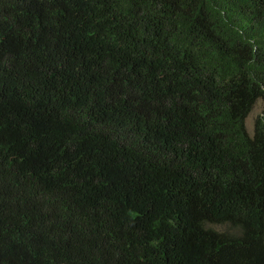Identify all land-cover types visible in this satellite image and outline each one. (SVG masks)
Returning <instances> with one entry per match:
<instances>
[{
    "label": "trees",
    "instance_id": "trees-1",
    "mask_svg": "<svg viewBox=\"0 0 264 264\" xmlns=\"http://www.w3.org/2000/svg\"><path fill=\"white\" fill-rule=\"evenodd\" d=\"M264 0H0V264H264Z\"/></svg>",
    "mask_w": 264,
    "mask_h": 264
},
{
    "label": "rangeland",
    "instance_id": "rangeland-1",
    "mask_svg": "<svg viewBox=\"0 0 264 264\" xmlns=\"http://www.w3.org/2000/svg\"><path fill=\"white\" fill-rule=\"evenodd\" d=\"M263 100L258 99L256 103L254 104L251 112L246 118V127L248 132L253 135L254 129H255V122L257 118L263 113Z\"/></svg>",
    "mask_w": 264,
    "mask_h": 264
}]
</instances>
